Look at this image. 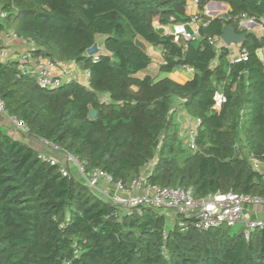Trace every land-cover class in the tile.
<instances>
[{"label": "trees", "instance_id": "16d2710c", "mask_svg": "<svg viewBox=\"0 0 264 264\" xmlns=\"http://www.w3.org/2000/svg\"><path fill=\"white\" fill-rule=\"evenodd\" d=\"M189 1L0 0V45L11 29L34 55L89 73L87 85L67 80L43 90L15 60L0 61L7 116L27 137L73 156L85 173L106 172L125 190L149 167L147 186L179 187L194 199L229 192L264 199V30L239 26L245 17L264 29V0H197L200 38L184 49L153 21L186 24ZM210 2L228 9L210 18ZM226 26L245 34L237 51L246 60L209 44ZM136 40L160 53L155 73L141 75L153 60ZM182 66L194 73L180 84L169 75ZM217 92L225 102L213 111ZM187 117L200 121L195 149L180 122ZM37 155L0 124V264H264V229L245 239L232 228L198 230L176 213L168 226L163 210L122 211Z\"/></svg>", "mask_w": 264, "mask_h": 264}, {"label": "built area", "instance_id": "2783aa9c", "mask_svg": "<svg viewBox=\"0 0 264 264\" xmlns=\"http://www.w3.org/2000/svg\"><path fill=\"white\" fill-rule=\"evenodd\" d=\"M197 0H190L186 12H188L190 20L186 24L161 25L159 21H153V27L160 35H167L173 38L174 43H181L183 48H187V43L198 40V24H197ZM205 15L210 18L222 16L224 13L219 8L206 6ZM6 14L0 10V19H4ZM253 19L242 17L239 26L248 29L254 25ZM15 40L19 44V51L15 55L17 68L22 76H32L36 79V83L40 89L55 90L66 82L65 73H55L59 68L48 58L36 56L33 54L32 46L18 38L11 29L1 34V41ZM209 44L213 45L217 50L224 45L220 38H210ZM234 60V59H233ZM236 61L246 60L245 52L239 53ZM181 70L191 75L194 70L188 66H182ZM84 76L88 79V71H84ZM213 111H219L225 102V98L221 93H215ZM0 116L5 117L16 127V132L22 136H26L27 129L22 122H18L7 116L4 104L0 101ZM200 121L197 119L186 118L184 130L188 138V146L195 149L196 129ZM39 143L46 148L56 152L49 154L38 151V159L43 163L52 166H58L63 176L70 174V167H74L79 175V180L96 196L111 201L113 204L120 206L122 211H129L133 207L147 206L163 211H171L180 215L183 219L190 223L198 230H207L213 228H232L241 225V232L245 239H248L250 233L256 229H264V199L250 197L248 195L237 193L226 194H209L200 199H194L193 196L182 190L181 188H160L147 186L143 173L137 179L131 182L128 190H125L120 184H112L111 176L100 169H92L89 173H85L82 165L73 156L56 149L45 141ZM147 167L146 169H148ZM256 170L260 169L258 163L254 164ZM262 178L264 180V170H262ZM112 185L116 192L125 197H116L106 191L102 184ZM182 225V223L180 224Z\"/></svg>", "mask_w": 264, "mask_h": 264}, {"label": "crops", "instance_id": "0c3cea01", "mask_svg": "<svg viewBox=\"0 0 264 264\" xmlns=\"http://www.w3.org/2000/svg\"><path fill=\"white\" fill-rule=\"evenodd\" d=\"M214 8H219V10L223 11V13H225L228 9V6L225 5V4H220V5H213ZM187 14H189L187 12ZM260 25H258L257 23H254L253 26L251 27H259ZM252 28V29H253ZM255 29V28H254ZM253 31V30H252ZM98 46V50L99 49H102L101 46H99V44H97ZM19 44L17 41L15 40H4V41H1V45H0V61H4L6 59H13L15 60V55L16 53L19 51ZM147 52L149 54V56L153 59V56H157L159 58V61H158V64L161 62V56H160V53L158 52V50H154V49H151V48H147ZM153 64V63H152ZM157 67V65H156ZM59 70H62L64 71L65 73V76H64V79L65 81L67 80H75L83 85H87L88 83V79L84 76V71H81L79 69H77L73 64H62L59 66V68L56 69L55 73H60ZM169 77L180 83V84H183L185 82H187L188 80L191 79V75L187 74L185 71L181 70V69H178L176 71H174L173 73H171L169 75ZM186 120V119H185ZM8 120L3 117V116H0V124L2 127L5 128V130L9 133V135L15 137V138H18V139H22L24 141H26V143H28L29 145H31L35 150L37 151H42V152H45V153H49V154H55L56 152L46 148L45 146L41 145L39 143V141L37 140H34L32 138H29L27 136H22L20 135L19 133H17L16 131L12 130L10 128V126H8ZM70 172L73 176H75L77 173V170L74 168V167H70ZM143 175L146 176L148 172H146V170H143ZM102 186L107 190L110 189V186L111 185H107V184H102ZM113 188V187H112ZM108 192V191H107ZM110 193L111 195H115L116 197H125V195H117V192L116 190L114 189L113 192H108Z\"/></svg>", "mask_w": 264, "mask_h": 264}, {"label": "rangeland", "instance_id": "374dc122", "mask_svg": "<svg viewBox=\"0 0 264 264\" xmlns=\"http://www.w3.org/2000/svg\"><path fill=\"white\" fill-rule=\"evenodd\" d=\"M206 12V11H205ZM221 12H223V11H221ZM253 27H249L247 30H249V31H254L257 35H261L262 34V32H263V28L261 27V26H259V27H254L253 29H252ZM99 46H101L100 45V42H99ZM230 52H231V55H230V60H233V59H235L236 58V56H237V54H238V51H237V48H238V46L237 45H234V44H231L230 46ZM101 50V49H100ZM147 51V50H146ZM258 55H259V57L261 58V59H264V49L263 50H260L259 52H258ZM153 64L147 69V71H145V72H143V73H141V75H144L145 73H155L156 72V69H157V67H156V65L158 64V61H159V58L157 57V56H153ZM180 122L181 123H184L185 122V119L184 118H181L180 119ZM8 123V126H10V128L12 129V130H14V131H16V127H15V125H13V123H11V122H7ZM261 169H262V167H261ZM263 170V169H262ZM146 172H148V170L146 169ZM77 180H79V175L78 174H76L75 176H74ZM113 186L111 185L110 186V189L109 190H107L108 192H113L114 191V187L112 188ZM117 195H119L120 196V193L119 192H117ZM164 213L169 217V223H168V226H172L173 224H174V222H173V217H174V215H175V213L174 212H171V211H168V210H166V211H164ZM171 215H173V216H171ZM241 225H236V226H234V227H232V229H231V233H234V232H240L241 231Z\"/></svg>", "mask_w": 264, "mask_h": 264}, {"label": "water", "instance_id": "95a60500", "mask_svg": "<svg viewBox=\"0 0 264 264\" xmlns=\"http://www.w3.org/2000/svg\"><path fill=\"white\" fill-rule=\"evenodd\" d=\"M216 4L220 5V3L210 2L207 5V7L212 6V5H216ZM220 39H221L222 43L224 44V46H226V47H229L231 44L240 45L245 39V34H238L231 27L226 26L221 31ZM135 45H136V47H138L142 51L147 50V46L140 40H136ZM98 51L99 50H98L97 44H94L91 48H89L87 50V55L93 56V55L97 54ZM96 115H97L96 111L93 110L91 107H89V112H88L89 119L93 120L96 117Z\"/></svg>", "mask_w": 264, "mask_h": 264}]
</instances>
